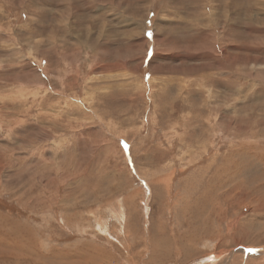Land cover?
Segmentation results:
<instances>
[{
    "label": "rangeland",
    "instance_id": "obj_1",
    "mask_svg": "<svg viewBox=\"0 0 264 264\" xmlns=\"http://www.w3.org/2000/svg\"><path fill=\"white\" fill-rule=\"evenodd\" d=\"M30 263L264 264V0H0V264Z\"/></svg>",
    "mask_w": 264,
    "mask_h": 264
},
{
    "label": "bare ground",
    "instance_id": "obj_2",
    "mask_svg": "<svg viewBox=\"0 0 264 264\" xmlns=\"http://www.w3.org/2000/svg\"><path fill=\"white\" fill-rule=\"evenodd\" d=\"M23 248H24V246L22 245V249H23ZM15 254H16V253H15ZM14 257H17V255H14ZM21 259H24V257L21 258ZM21 259L18 260V263H20V260H21ZM24 260H26V261L31 260V259H30V256H26ZM34 260H35V259H34ZM30 264H31V263H30Z\"/></svg>",
    "mask_w": 264,
    "mask_h": 264
},
{
    "label": "snow or ice",
    "instance_id": "obj_3",
    "mask_svg": "<svg viewBox=\"0 0 264 264\" xmlns=\"http://www.w3.org/2000/svg\"><path fill=\"white\" fill-rule=\"evenodd\" d=\"M148 35H149V36H151V34H150V33H149ZM249 251H252V250H249Z\"/></svg>",
    "mask_w": 264,
    "mask_h": 264
},
{
    "label": "water",
    "instance_id": "obj_4",
    "mask_svg": "<svg viewBox=\"0 0 264 264\" xmlns=\"http://www.w3.org/2000/svg\"><path fill=\"white\" fill-rule=\"evenodd\" d=\"M254 251H255V250H254ZM259 251H260V250H258V251H255V252L259 253Z\"/></svg>",
    "mask_w": 264,
    "mask_h": 264
}]
</instances>
